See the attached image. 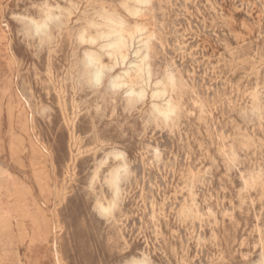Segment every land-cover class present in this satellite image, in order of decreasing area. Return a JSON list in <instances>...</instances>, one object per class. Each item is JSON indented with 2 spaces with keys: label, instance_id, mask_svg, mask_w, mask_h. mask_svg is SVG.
I'll return each mask as SVG.
<instances>
[{
  "label": "rangeland",
  "instance_id": "1",
  "mask_svg": "<svg viewBox=\"0 0 264 264\" xmlns=\"http://www.w3.org/2000/svg\"><path fill=\"white\" fill-rule=\"evenodd\" d=\"M115 18L149 39L150 86L112 87ZM15 203L64 264H264V0H0V264H54Z\"/></svg>",
  "mask_w": 264,
  "mask_h": 264
},
{
  "label": "bare ground",
  "instance_id": "2",
  "mask_svg": "<svg viewBox=\"0 0 264 264\" xmlns=\"http://www.w3.org/2000/svg\"><path fill=\"white\" fill-rule=\"evenodd\" d=\"M49 19L56 20L57 16L54 14H51V15L47 14L46 19L43 23H38L34 19H29V20L32 23V25L36 31H40V30L44 31L43 29H44V27L47 26L46 23H47V20H49ZM107 22H108L107 27L109 28V31L106 33H103L101 35V38L106 39L105 41H107V42L105 44L100 45V49L106 50L108 52V54L111 56L116 54L118 56V58L121 59L123 65L126 63H129V70L124 71L121 75H118L112 79V87L116 88L117 87V81L129 76L131 72H136L140 76H142L143 74H147L148 78L144 81V83H146L147 86H150L152 84V74H151V63L148 61L149 57H150V54L148 52V50L150 51L149 39H141V40H138V42L136 41L137 47H135V39L133 36L134 33L139 34V33L143 32L142 27L138 26V27L134 28V32L130 34V37H131V41H130L124 35V32H125V28H124L125 21L124 20H122L120 18H115V19H108ZM126 31H129V30L127 29ZM141 35H143V33H141ZM148 36H150V35H148ZM139 37L136 36L135 38L137 39ZM81 39H84L83 35H81ZM90 39H91L90 41L92 43L97 42L96 38H90ZM131 50H132L133 57H134L133 60L130 59ZM97 56H98V53H96L94 51L87 52L86 53L87 63H89L90 65H95L96 61H97ZM100 66H97V70L95 72V77H96L97 82L101 81V78L103 77V74H104L103 73L104 67H100ZM168 78L171 81L174 80L172 75L168 76ZM156 85H163V81H160V82L158 81L156 83ZM130 93H134V91L130 90ZM145 93H146L145 90H139V92H138V94L140 96H144ZM164 93H165L164 89L155 91L152 95V98H161L162 94H164ZM22 102L24 103L26 108H30V103L28 102V100L26 98H23ZM154 107L157 108L161 114H163L164 116H167V117H168L169 113H174V111L176 109V106L171 99L165 101V105L162 106L161 109H159V105H154ZM32 118H33V116H29L30 121H32ZM117 180H118V178L116 177L115 184H117ZM45 205H46V203H43V206H45ZM7 208H8V211L6 210V214H7L6 224L7 225H9V226L13 225V224H11L12 221L16 218H19V219H21L20 227L23 229L24 233H26V234H28V223L27 222H29L31 224V226H36V230L33 231V239L32 240H35V238H39V239L44 238L46 241L50 238V235H51L53 237V240L51 242V246H52V258H53L54 264H64V260L61 256L59 249H58V243H57V231H58L57 229H58V227H57V223H52V225H50L51 227L47 226V230L44 229V231L40 228L41 222L45 219V215H44V211H43L44 208L42 209L39 206L36 207V212L33 214H31L30 211H27L26 209H24L26 211L22 212L20 210L21 207L17 203L12 204V205H7ZM46 223H49V222H46ZM50 223H51V221H50ZM18 262L21 263V261H18Z\"/></svg>",
  "mask_w": 264,
  "mask_h": 264
}]
</instances>
